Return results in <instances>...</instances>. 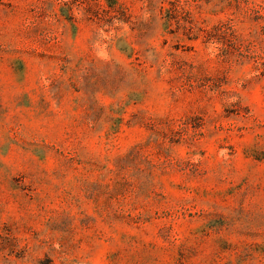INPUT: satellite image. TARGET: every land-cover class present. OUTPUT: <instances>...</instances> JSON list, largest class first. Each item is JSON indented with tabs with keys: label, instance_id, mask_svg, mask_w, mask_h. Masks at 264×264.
<instances>
[{
	"label": "rangeland",
	"instance_id": "rangeland-1",
	"mask_svg": "<svg viewBox=\"0 0 264 264\" xmlns=\"http://www.w3.org/2000/svg\"><path fill=\"white\" fill-rule=\"evenodd\" d=\"M0 264H264V0H0Z\"/></svg>",
	"mask_w": 264,
	"mask_h": 264
}]
</instances>
